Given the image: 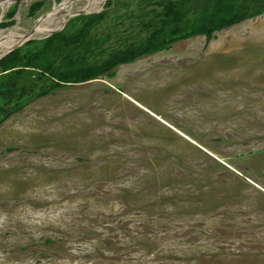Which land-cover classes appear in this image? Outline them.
Masks as SVG:
<instances>
[{"label":"rangeland","instance_id":"1","mask_svg":"<svg viewBox=\"0 0 264 264\" xmlns=\"http://www.w3.org/2000/svg\"><path fill=\"white\" fill-rule=\"evenodd\" d=\"M63 1L12 3L0 30H33ZM87 1L66 33L99 13ZM168 1L185 24L203 16L195 0H107L72 59L138 46ZM113 72L54 87L0 68V106L23 96L0 118V264H264V12Z\"/></svg>","mask_w":264,"mask_h":264},{"label":"trees","instance_id":"2","mask_svg":"<svg viewBox=\"0 0 264 264\" xmlns=\"http://www.w3.org/2000/svg\"><path fill=\"white\" fill-rule=\"evenodd\" d=\"M195 1L204 5L200 9L203 16L199 21L194 24H185L184 4L180 1H168L158 14V19L151 24L154 29L149 32L145 40L138 46H131L124 51L119 50L99 64L86 63L83 59L79 62L74 61L72 58L75 53H70V47L76 42H83L87 29L103 18L104 12L102 11L98 14L79 16V19L85 21L79 33L68 34L63 29L45 39L28 40L0 59V68L4 71L14 68L41 69L49 73L51 78L56 81L54 87L84 83L102 75L112 77L113 69L117 65L130 63L142 56L163 51L179 40L203 35L208 42L214 37L215 32L264 12V0H241L238 3L229 0H219L220 2L217 3L214 0ZM39 6L40 4H35L32 12ZM14 9L10 12V16H13ZM6 25L8 23H1L0 28L6 27ZM52 52L65 53L56 65L57 67L52 66L54 62L49 60ZM18 93L17 89H9L5 94L8 101L0 106V118L2 115L8 114L9 109L19 104L18 101L23 99L22 94L17 95ZM0 94H2L1 90ZM16 97L17 102H13V98Z\"/></svg>","mask_w":264,"mask_h":264},{"label":"bare ground","instance_id":"3","mask_svg":"<svg viewBox=\"0 0 264 264\" xmlns=\"http://www.w3.org/2000/svg\"><path fill=\"white\" fill-rule=\"evenodd\" d=\"M74 1H78V0H64L57 7L55 6L53 12H49L48 14L43 15V17L38 18L37 22L33 26V30L21 31V28L19 26H15L12 29H8V30L7 29L0 30V56L8 52L9 49L11 50L15 47L20 46L29 37L33 38L34 36H37V37L42 36V35L44 36L45 34L46 36H48L51 33L62 29V27H64V25L67 24L69 18L74 15V12L72 11V4ZM106 1L107 0H95V3H96L95 6L91 7L92 0H88L85 8H83V11H88V12L95 11V10L98 11L99 9L103 7ZM12 3L13 2L11 0L10 1L0 0L1 11L2 12L5 11ZM61 10H65L67 11V13L63 17L60 18L59 23H57L56 25H51V26L46 25V23L49 22L50 19H55L56 13ZM1 15L3 16L4 13L0 14V18H2Z\"/></svg>","mask_w":264,"mask_h":264},{"label":"water","instance_id":"4","mask_svg":"<svg viewBox=\"0 0 264 264\" xmlns=\"http://www.w3.org/2000/svg\"><path fill=\"white\" fill-rule=\"evenodd\" d=\"M10 1V0H9ZM13 3H17V2H20V1H23V0H11ZM101 11V9H99L98 10V12H100ZM78 14H81L80 12H78V13H76V14H74L73 16H75V15H78ZM1 17H3L2 15H1ZM1 19L2 18H0V21H1ZM66 26V24L64 25V27ZM64 27H62V29H60V30H58V31H56V32H60V31H62L63 29H64ZM56 32H53V33H56ZM53 33H51V34H53ZM50 34V35H51ZM50 35H48V36H50ZM48 36H46V37H48ZM32 37H29V38H27L20 46H22L25 42H27L28 40H30ZM20 46H18V47H20ZM18 47H15V48H13V49H11V50H9L8 52H6V53H4L3 55H1L0 56V59H2L4 56H6L8 53H10V52H12V51H14L16 48H18Z\"/></svg>","mask_w":264,"mask_h":264},{"label":"clouds","instance_id":"5","mask_svg":"<svg viewBox=\"0 0 264 264\" xmlns=\"http://www.w3.org/2000/svg\"><path fill=\"white\" fill-rule=\"evenodd\" d=\"M100 12H101V11H100ZM64 28H65V27H64ZM53 34H54V33H53ZM51 35H52V34H51ZM51 35H50V36H51ZM48 37H49V36H48ZM44 38H45V37H44ZM31 39H33V38H31ZM8 54H9V53H8Z\"/></svg>","mask_w":264,"mask_h":264}]
</instances>
